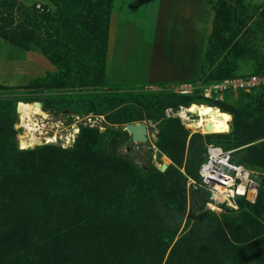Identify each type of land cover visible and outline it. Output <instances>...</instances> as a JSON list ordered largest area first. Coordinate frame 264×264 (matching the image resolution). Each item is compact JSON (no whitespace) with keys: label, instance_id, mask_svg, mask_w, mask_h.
<instances>
[{"label":"rangeland","instance_id":"obj_1","mask_svg":"<svg viewBox=\"0 0 264 264\" xmlns=\"http://www.w3.org/2000/svg\"><path fill=\"white\" fill-rule=\"evenodd\" d=\"M15 1L13 9L0 7V264H90L78 245L85 249L90 241L83 230L98 229L94 210L108 212L115 223L126 213L155 216L160 210L158 202L156 208L119 210L117 189L122 199L163 196V203L178 208L181 190L173 189L185 183L181 236L200 213L206 219L240 216V205L238 211L209 210L205 192L190 181H198L205 158L199 146L217 144L233 150V162L261 184L264 170L246 163L251 156L242 149L252 139L264 142V109L258 108L264 92L228 93L213 102L227 113L224 125L230 120L229 133L222 135L196 128L195 117L185 127L173 115L179 105L213 103L177 96L167 87L258 72L256 60L244 57L251 51L264 56V37L252 30L257 23L264 29V0H204L199 21L194 12L202 0ZM19 102L42 104L48 117H34L39 122L62 120L70 128L79 117L75 141L21 150L20 138L29 135L17 127ZM242 122L250 130L240 138L234 129ZM134 123L144 127L145 141L127 130ZM172 167L175 187L167 189L154 173ZM132 184L133 190L125 188ZM170 219L159 226L175 227ZM140 235L132 233V241Z\"/></svg>","mask_w":264,"mask_h":264},{"label":"trees","instance_id":"obj_2","mask_svg":"<svg viewBox=\"0 0 264 264\" xmlns=\"http://www.w3.org/2000/svg\"><path fill=\"white\" fill-rule=\"evenodd\" d=\"M16 3L15 0H0V7L13 9ZM257 24L255 25L257 26L256 30L255 28H252V30L264 37V29ZM250 58L256 60L258 72L249 75L264 74V56L260 53L258 54L257 51H251L245 55L244 59L249 60ZM255 91L264 92V90ZM240 94L247 93L240 92ZM206 102L213 103L214 101ZM212 106L217 105L213 103ZM258 108L259 110L261 108L264 109L263 101L258 104ZM225 114L227 117L226 112ZM21 126L18 125L17 127L21 128ZM248 129L250 130L248 124L242 122L236 125L234 132L238 135L243 134L240 136V138H243L245 132L248 133ZM229 130L230 120L228 131H224L220 134H227ZM215 136L217 135H214V137ZM82 145L84 146L85 142H83ZM246 145L249 146L242 150L249 152L251 158H248L245 162L249 165H257L264 170V163L260 162V157L264 156V142L256 143V141L252 139V141ZM199 149L206 153L205 144H201ZM202 151H200L198 155L202 154ZM174 162L176 163L175 160ZM203 162L200 163V166ZM176 165L178 166V163H176ZM200 166L197 173L198 180ZM174 168L175 167H172L164 173H154L157 177L164 179L162 187L168 189L171 187V183L174 186V183L171 181V178L174 177L172 172L175 170ZM179 175L182 180L183 175ZM15 180H17L16 186H19L20 181H18V179ZM184 184L181 183L177 185L179 189L175 186L173 189V191L181 190L182 197L178 208L163 203V196L158 197L153 195V199L150 200L149 196L139 197L138 195H130L129 198L122 199V193L117 189V195H119L117 196L119 199L118 205H120L117 209L119 210H122L123 207L128 210H135L140 207L147 208L151 205H154L156 208L157 202L159 203L158 209L160 210L157 211L155 216L140 212L130 215L126 213V216L116 218L118 219V223H115L114 220H110L112 216H110L108 212L100 215L98 213L99 211L94 210V214L91 216L96 217L95 225L98 229L94 230L89 227V231H87L83 230L85 229V227H83L82 230L84 233L89 232L90 241L85 244V249L84 245L82 248L81 245H78L80 254H82L84 258L88 257L87 261L90 264L110 263V260L111 264H264V176L261 180L259 194L255 204L247 202L244 198L238 199L241 211L239 217H208L209 219H206L205 217H207V215L200 213L195 219L194 224L192 226L188 225L186 227L187 229L185 228L186 233L181 236L179 230L182 226L187 206L185 191H183L185 189ZM118 187H120V185ZM125 188L133 190L135 184L128 185ZM151 188H153V186L149 185L151 191L157 192L158 190V188ZM13 190L18 189L11 188V192ZM200 191L205 192L204 190ZM205 194L204 203H207L209 194L207 192H205ZM160 206L166 208V212L163 213L164 208ZM167 210L170 215H168ZM196 210L198 209L193 210L192 213H196ZM166 216H170V222L175 225V227L172 225L168 231L161 228L158 223ZM72 218L75 220L77 215H74ZM108 218L109 223L107 222ZM132 233L133 235L134 233H141V235L138 236L139 242L132 241ZM176 237L179 238L175 242L174 240ZM83 239L85 240L84 235Z\"/></svg>","mask_w":264,"mask_h":264},{"label":"built area","instance_id":"obj_3","mask_svg":"<svg viewBox=\"0 0 264 264\" xmlns=\"http://www.w3.org/2000/svg\"><path fill=\"white\" fill-rule=\"evenodd\" d=\"M167 88L178 96H201L206 101L220 102L224 100L228 93H251L255 90H264V74L231 77L210 84L180 83ZM184 109H186L185 106L180 105L173 115L179 118L186 127L188 123H192L186 122L195 120V116L188 120L191 115H188ZM49 117L51 116L49 115ZM75 118L70 128H66L65 122L62 120H46L45 122L42 119L39 122L36 119L38 121L37 126H34L33 129L36 131V139L38 140L35 145H54L59 143V141L66 145L72 144L82 123L79 117ZM47 121L49 122L47 123ZM18 124L22 125L20 118ZM53 124L57 126L54 127ZM20 129L24 131L26 126H21ZM63 130H65L64 134H62ZM49 141L52 142L49 143ZM233 153V150H225L220 145H206L205 160L199 169V180L190 181V185L195 190L202 189L209 194V200L206 205L212 212L221 211L223 208L238 211L239 198H244L252 204L257 201L260 179L244 165L234 163Z\"/></svg>","mask_w":264,"mask_h":264},{"label":"bare ground","instance_id":"obj_4","mask_svg":"<svg viewBox=\"0 0 264 264\" xmlns=\"http://www.w3.org/2000/svg\"><path fill=\"white\" fill-rule=\"evenodd\" d=\"M199 107L198 109H192L187 106H185L186 109L185 112L190 116V119L195 116L198 120H195V127H203L205 130L210 132H224L226 128V122L225 125L223 123V113H225L223 110H221L219 107L214 106H208V104H197ZM18 112L19 117L21 119L22 127L26 126L25 133L29 135V137L22 138L19 141L20 148L23 150L30 149V147L35 146L38 139H36V131H34L33 127L37 126V121L34 117L42 116L44 118H47V114L43 111L42 104L39 102H33V103H18ZM25 117V121H23V116ZM229 124V121L228 123ZM55 125V124H54ZM57 126V125H56ZM128 130L132 134H134V137L137 141L144 140L145 130L142 124L140 123H134L132 126H129ZM223 129V131H222ZM54 141V140H52ZM52 141H49L51 143Z\"/></svg>","mask_w":264,"mask_h":264},{"label":"crops","instance_id":"obj_5","mask_svg":"<svg viewBox=\"0 0 264 264\" xmlns=\"http://www.w3.org/2000/svg\"><path fill=\"white\" fill-rule=\"evenodd\" d=\"M164 2H165V0H164ZM172 3V2H171ZM202 5H198V4H196L195 6H197V7H200V9H199V11L198 10H196L195 12H194V16L196 17V19H194V20H197V21H199V17H200V12H203L204 11V9L206 8L205 7V4H204V0H202V3H201ZM165 8H164V10H163V14H166V10L169 8V7H167V5H165L164 6ZM183 16H186V15H184V13H183ZM175 17H177V16H175ZM165 18H167V19H169V21H171L170 20V18H169V16H166ZM172 23V22H171Z\"/></svg>","mask_w":264,"mask_h":264},{"label":"water","instance_id":"obj_6","mask_svg":"<svg viewBox=\"0 0 264 264\" xmlns=\"http://www.w3.org/2000/svg\"><path fill=\"white\" fill-rule=\"evenodd\" d=\"M130 126H132V125H130ZM128 128H130L129 126H128ZM128 128H127V130H128ZM129 132H130V130H128ZM131 133V132H130ZM132 134V133H131ZM133 135V138H134V140H136L135 139V137H134V134H132ZM146 140V138H144V140H142V141H145ZM137 141V140H136ZM164 168V167H163Z\"/></svg>","mask_w":264,"mask_h":264}]
</instances>
